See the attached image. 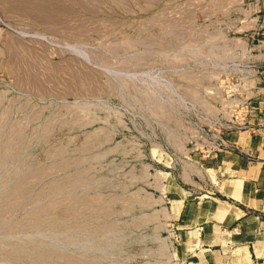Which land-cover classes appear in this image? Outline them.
Wrapping results in <instances>:
<instances>
[{"label": "rangeland", "instance_id": "rangeland-1", "mask_svg": "<svg viewBox=\"0 0 264 264\" xmlns=\"http://www.w3.org/2000/svg\"><path fill=\"white\" fill-rule=\"evenodd\" d=\"M255 16L0 0V264H185L164 185L251 102Z\"/></svg>", "mask_w": 264, "mask_h": 264}, {"label": "crops", "instance_id": "crops-1", "mask_svg": "<svg viewBox=\"0 0 264 264\" xmlns=\"http://www.w3.org/2000/svg\"><path fill=\"white\" fill-rule=\"evenodd\" d=\"M253 5L264 46V0ZM247 117L251 129L224 133L227 147L193 156L170 174L164 199L185 264H264V54Z\"/></svg>", "mask_w": 264, "mask_h": 264}, {"label": "built area", "instance_id": "built-area-1", "mask_svg": "<svg viewBox=\"0 0 264 264\" xmlns=\"http://www.w3.org/2000/svg\"><path fill=\"white\" fill-rule=\"evenodd\" d=\"M253 108L250 103L244 105L242 116L239 119H235L231 121V124L226 127H222L220 131H218L215 135L210 137V141L206 142V149L200 150L201 157H210L213 154L221 151L222 149L227 147L226 142L223 139V135L225 132L230 130H246L251 129L249 124L247 123V117H249L253 113Z\"/></svg>", "mask_w": 264, "mask_h": 264}]
</instances>
